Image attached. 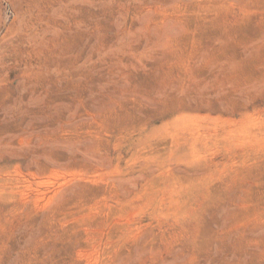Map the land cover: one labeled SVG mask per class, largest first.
Segmentation results:
<instances>
[{"label":"rangeland","instance_id":"374dc122","mask_svg":"<svg viewBox=\"0 0 264 264\" xmlns=\"http://www.w3.org/2000/svg\"><path fill=\"white\" fill-rule=\"evenodd\" d=\"M0 264H264V0H0Z\"/></svg>","mask_w":264,"mask_h":264}]
</instances>
